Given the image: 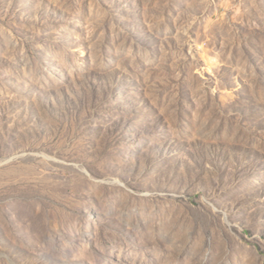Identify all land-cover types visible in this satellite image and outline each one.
I'll return each mask as SVG.
<instances>
[{
	"label": "rangeland",
	"instance_id": "rangeland-1",
	"mask_svg": "<svg viewBox=\"0 0 264 264\" xmlns=\"http://www.w3.org/2000/svg\"><path fill=\"white\" fill-rule=\"evenodd\" d=\"M0 264H264V0H0Z\"/></svg>",
	"mask_w": 264,
	"mask_h": 264
}]
</instances>
